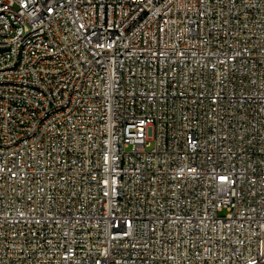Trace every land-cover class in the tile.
Here are the masks:
<instances>
[{
    "label": "built area",
    "instance_id": "2783aa9c",
    "mask_svg": "<svg viewBox=\"0 0 264 264\" xmlns=\"http://www.w3.org/2000/svg\"><path fill=\"white\" fill-rule=\"evenodd\" d=\"M0 264H264V0H0Z\"/></svg>",
    "mask_w": 264,
    "mask_h": 264
}]
</instances>
